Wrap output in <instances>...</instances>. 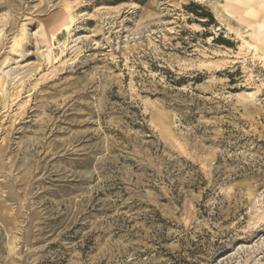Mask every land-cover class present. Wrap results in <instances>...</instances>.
<instances>
[{
	"label": "rangeland",
	"instance_id": "1",
	"mask_svg": "<svg viewBox=\"0 0 264 264\" xmlns=\"http://www.w3.org/2000/svg\"><path fill=\"white\" fill-rule=\"evenodd\" d=\"M262 25L264 0H0V264H264Z\"/></svg>",
	"mask_w": 264,
	"mask_h": 264
},
{
	"label": "bare ground",
	"instance_id": "2",
	"mask_svg": "<svg viewBox=\"0 0 264 264\" xmlns=\"http://www.w3.org/2000/svg\"><path fill=\"white\" fill-rule=\"evenodd\" d=\"M66 19H67V18H66ZM66 21H67V20H66ZM69 24H70V23H67V22L64 23V26L66 27V30H68V31H69ZM262 26L264 27V25H262ZM262 26H261V27H262ZM54 37H55V36H54ZM0 79H1V78H0ZM8 93H9V92H8ZM8 102H9V101H8ZM3 105H4V104H3ZM3 105H2V106H3ZM5 105H6V104H5ZM8 105H9V104H8Z\"/></svg>",
	"mask_w": 264,
	"mask_h": 264
}]
</instances>
